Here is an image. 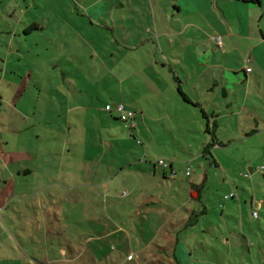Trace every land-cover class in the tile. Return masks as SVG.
I'll return each instance as SVG.
<instances>
[{
	"label": "crops",
	"instance_id": "obj_1",
	"mask_svg": "<svg viewBox=\"0 0 264 264\" xmlns=\"http://www.w3.org/2000/svg\"><path fill=\"white\" fill-rule=\"evenodd\" d=\"M24 1L28 8L24 9L23 14L27 15L30 11L29 13L34 16V23L29 19L22 21L21 16L16 18L17 21L0 16V21L5 22V27L1 24L0 37L6 36L1 40L2 42L0 41V220L6 222L7 217L13 218L12 211L18 212L19 216H22L24 211L30 212L24 220L21 219L22 224L35 227L38 236L33 233L25 243L39 245L38 251L34 249V253L22 254L16 259L19 261L26 258L27 264H55L52 260H55L57 264H190L193 260L200 264H224L226 259H231L233 252L238 253L239 245L253 254L254 250L250 248L247 237L240 233L237 227L234 231L238 233L240 240L232 236L230 227L235 224L233 221L228 222L226 217L234 219L236 224L241 225L238 215L239 211L245 210L242 204L248 202L253 210L258 206L260 211L264 207L262 197L250 194L245 187L240 192L237 190L234 192L236 197L235 194L225 197L233 192H224L222 200H219L223 217L219 224L218 221L213 220L211 214L213 206L210 204V198H205L204 195L203 181L208 177L206 174L197 173L187 185L184 184L188 186L185 189L189 193L191 206L185 209L180 217L178 216L180 203H176H178V197L182 198L184 195L176 190L173 183L177 176L174 162L170 161L169 165H164L155 160L148 161L146 165L141 163L140 167L141 175L157 180L158 183L147 188L145 196L140 193V198L136 202L137 206L135 205L133 209L142 220L138 230L141 231L143 238L137 250H129L123 256L122 253L117 252L116 245L113 246L115 253L111 255L107 254L101 243L97 248H89L96 240L103 243L113 233L123 232L125 227L118 224L115 227L107 226L105 232L100 235H88L82 242L78 240V246L68 244V250L61 246L55 253L54 240L50 235L54 233L55 228H62L63 225L61 219L57 218V213L48 211L45 207V204L49 203L48 197H53V194L47 192V184L40 185L38 188L36 183L30 184L29 177L37 172V162L41 158L39 153L32 149L51 144L50 147L56 148V153L61 154L59 163L64 164L65 149L74 150L80 147V140L83 139L80 138L81 128L86 134L95 132L96 128L103 129L102 123L107 122L108 119L105 116L102 118L101 112L106 111L103 107L108 102L122 101L127 107L136 111L132 125L129 127L124 124L131 132L136 131L137 116L143 119L146 115H152L150 112L153 107H157L159 111H165L164 114L160 113L159 119L169 117L175 125L172 115L179 112L190 113L193 110L187 104L202 107L201 111L207 119V126H212L211 130L207 131L223 132L221 124L226 122H232V124L236 122L238 127H241L239 117L245 108H242L239 102V93L235 92L237 90L226 88L224 80L226 79V83L233 87L241 85L243 89V86L250 84L252 79L257 80L256 77L264 74V26L262 24L264 23V0L258 2L157 0L156 8L154 5L151 6L154 11H150L147 22L138 13V5L146 2L118 0L116 4L121 6L125 1H130L131 5H135L132 11L137 14V16L128 17L127 14L120 13L121 24L120 27L118 26V32L115 25L107 28L110 29L112 36L119 38L122 36L121 40L114 39L113 46L116 51H119L121 48L119 43H122L126 50L124 52L127 54L124 56L122 54L120 58L115 59L114 50H109L110 48L100 44L98 49L92 46L88 60L82 62L80 67L73 66L75 69L71 70L72 74H68L62 67L59 68L60 62L56 60V63L52 62L53 68L57 72L60 70L61 76H55V84L50 92L44 91V84H47L53 76L45 77L44 82L43 78L48 70L38 71V68H42L45 63L31 60L29 56L34 49L31 46L27 48L23 46L24 39L16 40V37L22 35L20 24L24 22L25 36L34 31L41 35L43 31L49 29L61 31L60 27L63 25L61 23H56L58 28L52 27L55 20H63L66 22L64 25L70 26L71 30L77 31L78 34L80 33L77 28L79 24L77 18L64 9H62L63 13L56 10L57 17L51 18L43 14L35 16L32 13L33 6L28 3V0ZM102 1L84 0L83 6L76 7L78 15L88 16L91 24L95 25V21L101 20L103 14L108 15L107 7ZM147 2L153 4V0H147ZM82 7L86 9L85 13L81 12ZM33 24L35 28L26 31ZM109 35L110 33L108 38H110ZM190 35L192 39L197 37L201 39L200 43L194 42L196 47L192 46V39L186 38ZM217 35L221 37L222 47H218L213 39ZM178 37L180 39H177ZM5 38H8L7 42ZM4 41L6 44L9 43L8 46L4 44ZM16 41L19 45L15 44V47H12L11 44ZM210 43L216 51L219 50L221 55H217L214 50L211 53L213 56L209 57ZM2 46H6L4 52L1 51ZM129 50H135L137 54H129ZM244 51L249 56H245ZM201 53L203 57H198ZM96 58H99L100 62H97ZM244 59L246 62L242 63ZM128 60L134 63L133 66L127 65ZM61 66L65 67L64 63ZM246 67H250L251 70L247 71ZM256 67L259 70H256ZM97 70L103 72V77L97 76ZM255 71L263 73L254 74ZM225 72H232L233 75L230 74L225 78ZM68 84L70 87L67 88L70 91L63 86ZM219 84L220 89L214 88ZM258 84L261 86V81H258ZM230 92L235 95L232 100L236 101L237 107L231 101H227L230 98ZM262 93L264 94L263 90ZM204 96H207L206 101L210 99L213 103H202ZM162 102L164 107L161 106ZM219 106L226 108L219 110ZM230 107L231 110H229ZM95 116H97V123L94 118L96 125L90 126L91 118ZM228 116H231L230 120ZM233 118L235 121L231 120ZM154 120L157 119L154 118ZM179 124V122L176 124L177 130L181 131ZM258 131L252 129L250 133L244 134L251 135ZM48 132L51 133L50 136ZM93 136L96 138V135L92 134L91 138L89 135L83 139L87 147L93 146L96 141L95 138L92 139ZM212 140L215 146L222 144L215 135ZM210 143L207 142L206 146L210 147ZM85 145L82 144V147ZM74 157L79 158L78 155ZM212 163L216 164L215 159ZM61 166L58 170L59 173L62 171L63 175L64 167ZM250 170L252 171L251 167ZM185 174L190 176L192 170ZM24 180L28 183H24ZM75 186L76 184H66V182H59L57 185L71 191ZM167 195L177 196L174 198L176 202L173 201L174 204L169 202ZM59 196L60 193L56 194L53 201L56 206L61 205L63 213L65 199L58 198ZM230 198H233V202ZM76 201L73 198L72 207ZM148 219V222L151 221L152 230L148 238H144L143 229ZM188 226L194 234L192 237L186 232ZM137 239L139 240L140 236ZM51 251L55 253L54 258L50 257ZM37 252L42 255V258L37 256ZM128 254H132V257L127 258ZM262 256L264 257V252ZM10 261L13 264L16 263L14 259ZM196 264L199 263L196 262Z\"/></svg>",
	"mask_w": 264,
	"mask_h": 264
},
{
	"label": "rangeland",
	"instance_id": "obj_2",
	"mask_svg": "<svg viewBox=\"0 0 264 264\" xmlns=\"http://www.w3.org/2000/svg\"><path fill=\"white\" fill-rule=\"evenodd\" d=\"M44 1H46L45 4ZM83 1L84 0H78L76 2L75 0H28V3L33 6L32 13L35 16L43 14L51 18L57 17L56 10L63 13L62 9H64L68 14H73L74 17L77 18L76 20L79 24L77 28L80 30V33L78 34L76 33L77 31L73 32L70 26L64 25L66 22L63 20H55L52 27L58 28L59 26L57 24L61 23L64 25H61V31L49 29L43 31V35L34 31V33L25 36L23 32L25 28L24 22H21L20 34L22 35L16 37V40L22 38L24 39L22 42L23 46L26 48L31 46L34 49L29 56L31 60L45 63L42 68H38L39 72L43 69L48 70L43 78L44 82L46 81L45 77L48 78L51 75L53 76V78L50 77L47 84L42 82V85L44 84L45 86V92H50V89L53 88L55 76H61L60 70L57 72L56 69L53 68L54 64H52V62L56 63L59 61L58 67H62L67 70L68 74H72L71 70L74 71V67H80L82 62L88 60L90 51L93 48L92 46L98 49L100 44L106 48H110L109 50H114L116 54L112 56L115 57V59L120 58L122 54L123 56L127 54V52H124L125 46L122 43H119L121 47L119 51H116L113 46L114 39L121 40L120 38H122V36L120 38L112 36L110 29L108 30L107 28H111L115 25L118 32V26L120 27L121 24L119 19L120 13L127 14L128 17L131 15V17L137 16V14L132 11L135 5H131L130 1H125L124 5L121 6L120 4H116L118 0H103L102 2L107 7L108 15L103 14V18L95 21V25H92L88 16L82 17L78 15L77 8L85 4ZM143 1L146 3L138 5V13L147 22V18H149L151 12L154 11L151 6L154 5L156 8L158 1L153 0V4L147 2V0ZM75 3H77V5H75ZM25 8L28 7L24 0H0V16L13 21H17L16 18L21 16V18H23L22 21L29 19L34 23V16L29 13L30 11L27 12V15L23 14ZM82 9L81 12L85 13L86 9L83 7ZM146 22H144V24ZM4 23V20L0 21V28L2 25V27H5ZM262 24L264 26V23ZM88 31L91 33H87ZM109 33L110 38H108ZM4 37L1 36L0 41L3 40ZM132 38L135 39L136 37ZM186 38L192 39L191 35ZM177 39H180V37ZM5 40L7 42L8 38H5ZM192 40V46L196 47L195 43H200L201 39L197 37ZM6 42L4 44L8 46L9 43L6 44ZM17 42L18 41L12 43L11 46L15 47V44L19 45ZM1 48V51L4 52L6 46H2ZM214 50L213 44L210 43L208 45L209 57L213 56L211 53L214 52ZM215 52L217 55H221L219 50H215ZM132 53L137 54L135 50H129V54ZM244 54H246L245 56H249L245 51ZM198 57H203L202 53L198 54ZM95 60L100 62L99 58ZM244 62H246V59L242 60V63ZM63 63L65 67L61 66ZM249 63L252 64L251 62ZM132 64L134 63L128 60L127 65L133 66ZM255 69L259 70L257 67ZM100 71L101 70H97V76L103 77V72ZM256 72L257 71H255L254 74ZM257 73L261 74L263 72L258 71ZM230 74L233 75L232 72H225V78L229 77ZM256 78L257 80L252 79L250 84L246 85V87L243 86V89L241 85L233 87L231 84L226 83V79L224 80L226 88L229 87L230 90L233 88V91L237 90L235 92L239 93V102L242 108H245L239 117L241 127H238L236 122H234V124H232V122H226V124H221L223 126V132L220 130L215 132L207 131L208 129L211 130L212 126H207V119L201 111L202 107L197 105L194 106V104H187V106L193 110L190 113L179 112L176 115H172V121L175 122V125L172 124L169 117L159 119L160 113L164 114L165 111H159L157 107H153L150 112L152 115H146L143 119L141 116H137L136 131L134 130L131 132L124 123L118 119L115 112L109 113L106 110L105 112H101L102 118L105 116L108 119L107 122L105 121V123H102L103 129L96 128L95 132L93 131L86 134L81 128V139L89 135L91 138L92 134L96 135V138L94 136L92 138L96 140L93 146L87 147L82 139L80 140L79 148L74 150L66 148L64 152V164L59 163L61 154H59V152L56 153L57 149L50 147L51 144L44 145L45 147L43 146L39 149H32L36 150L41 158L40 161L37 162V172L32 174V177L28 176L31 179L30 184L36 183V188L40 185L43 186L47 184V192L53 194V197H48L49 203H46L45 207L48 211L56 212L57 218L59 220L61 219L63 225L62 228H55L54 233L50 235L54 240L53 246L55 247V253L57 250L59 251L61 246L65 248L68 247V244H71V246H78V240L82 242L88 235H100L105 232V229L108 228L107 226L115 227L118 226V224L125 227L123 228V232L118 231L117 233H113L107 241L103 243L96 240L89 248H97L98 244L101 243L105 247L107 254L111 255L115 253L113 246L116 245V247H118L117 252L119 254L122 253L123 256L129 250H137L143 238L141 231L138 230V228L141 227L142 220L141 216L136 215L133 209H135L136 202L140 198V193H143L145 196L147 188L153 187L158 183L157 180L140 174V167L148 164V161H159L160 159H164L167 165H169L170 161L174 162L175 168L177 169V176L173 183L175 184L176 190L184 195L182 198L178 197V203H176H180L178 205V208L180 207L178 216L180 217L184 214L185 209L191 206L189 193L187 189H185L188 186L185 185H187L189 180L197 173L206 174L208 177L203 181V189H205L204 195L205 198H210V204L213 206V211L211 212L213 220L216 222L218 221L219 224L223 218L222 207L220 205L221 201L219 202V200H222L224 192L232 191L234 193L236 190L240 192L242 188L245 187L250 194L264 199V94L262 93V90L264 92V74ZM258 81H261V86L258 84ZM38 82L40 83V81ZM63 86L70 91V89L67 88L70 87L69 84ZM214 88L220 89V84ZM260 88H262V90ZM243 93H245V95H243ZM205 98H207V96H204V101L202 103H213L212 100L208 99L206 101ZM233 98H235V95L230 92V98L227 101H231L232 104L236 106V101L232 100ZM223 101L226 102L225 99H223ZM108 103L111 104V102ZM161 106L164 107L163 102ZM223 107L224 109L226 108L225 106ZM223 107L219 106L218 108L221 110ZM229 110H231V107ZM94 118L97 123V116L92 117L90 126H92V124L96 125L93 121ZM154 118L157 120H154ZM227 118L230 120L231 116ZM231 120L233 121L234 118ZM178 122L180 123L179 126H181V131L177 130L178 126L176 124ZM92 128L93 127H91V129ZM252 129H257L259 131L251 135L244 134L250 133ZM83 134H85L84 137ZM48 135L50 136L51 133L48 132ZM214 135L222 141V144L214 145L212 140ZM228 138H230V140H228ZM207 142H211L210 147L206 146ZM82 144H84L85 147H82ZM74 155H78L79 158L74 157ZM213 159H215L216 164L212 163ZM61 165L64 167L62 168L63 175L61 173L62 171L59 173L58 170L62 167ZM187 166L192 170L190 176L185 174ZM159 167L162 168V166ZM246 172L250 173V176H246ZM171 175L172 174H170V176ZM172 177H174V175H172ZM56 179H60V181H56ZM24 181V183H28L27 180ZM59 182L76 184V186L71 191V189L65 187H57ZM32 186L33 185L30 187ZM59 193L60 196L58 198L65 199L63 203V213L61 211V205L59 204L56 206L53 201L56 194ZM234 194L236 197V193ZM73 198L76 199L78 203L77 201L76 203L74 202L72 207L71 201ZM166 198L169 202L174 204V202H176L174 198H177V196L174 195L171 197L167 195ZM230 199V201L233 202V198ZM242 205L245 206V210L243 212L239 211L238 215L241 225L236 224L234 219H230L229 217H226V219L228 222L233 221L235 224L230 227V230L233 232L232 236H236L237 239L240 240L238 233L234 231V228L236 229L237 227V230L247 237L248 244L251 245L250 248L254 250V253H249L246 248H243L244 246L239 245L238 253L237 251L233 252L231 259H226L224 264H249L250 262L253 264H264V257L262 256L264 252V207L258 211L259 217L257 219V217L253 215V209L250 203L247 202V204L244 203ZM29 213L30 212L24 211L22 212V216H19L18 212L12 211L13 218L7 217L6 222L0 220V264H13L12 261H10L13 259L16 260L15 264H27L26 258L19 261L16 258L22 254L29 255L36 250L38 251L39 245H27V243H25V241L30 239L33 233L38 236L35 227L30 224H22V220H24ZM32 214H34V212H32ZM129 215H132V217H129ZM53 219L55 220V218ZM148 221L149 219L143 229L144 238H148L147 236L151 234L150 232L152 230V226H150L151 221ZM194 221L195 219H193V222ZM208 224L210 225L209 222ZM194 226H196V224H194ZM187 228L186 232L191 235L190 237L194 236L191 227L188 226ZM138 236H140L139 240L137 239ZM181 236L183 235L181 234ZM38 238L40 239V237ZM198 246L200 247L201 245ZM55 253L51 251L50 257L54 258ZM36 254L38 257L41 256L42 258V255L38 252ZM52 261L57 264L55 260ZM196 262L200 264V262L194 260L191 261L190 264H196Z\"/></svg>",
	"mask_w": 264,
	"mask_h": 264
},
{
	"label": "built area",
	"instance_id": "obj_3",
	"mask_svg": "<svg viewBox=\"0 0 264 264\" xmlns=\"http://www.w3.org/2000/svg\"><path fill=\"white\" fill-rule=\"evenodd\" d=\"M215 43L217 44L218 47H222V41H221V37L219 35L214 36L213 37ZM247 71H250L251 68L250 67H246ZM104 109L107 110L108 112H115L117 114V117L124 121L127 125H132V118L135 116V111L132 108L127 107V105L122 102H116V103H106L104 106ZM160 163L166 165V162L163 159L159 160ZM190 172V167H188L186 169V173L188 174ZM250 173L246 172L245 175L246 176H250ZM228 196H234V193H230L228 195H225V197ZM253 215L254 217H258V206L256 207V209L253 210ZM132 254H128L127 258H131ZM249 264H253V263H249Z\"/></svg>",
	"mask_w": 264,
	"mask_h": 264
},
{
	"label": "trees",
	"instance_id": "obj_4",
	"mask_svg": "<svg viewBox=\"0 0 264 264\" xmlns=\"http://www.w3.org/2000/svg\"><path fill=\"white\" fill-rule=\"evenodd\" d=\"M251 1H256V2H258L259 0H251ZM33 28H35V24H33V25H31L28 29H26V31H29L30 29H33ZM134 110V109H133ZM135 111V110H134ZM135 113H136V111H135ZM119 119V118H118ZM133 119V118H132ZM120 120V119H119ZM122 121V120H121ZM125 125H127L124 121H122ZM129 127L131 126V125H128ZM214 143V142H213ZM164 160V159H163ZM159 162V161H158ZM167 165V164H166Z\"/></svg>",
	"mask_w": 264,
	"mask_h": 264
}]
</instances>
